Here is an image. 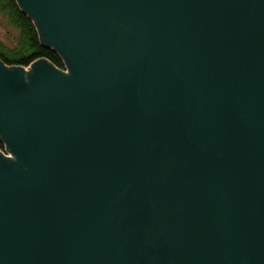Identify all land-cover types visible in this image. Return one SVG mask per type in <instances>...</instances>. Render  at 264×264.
I'll return each mask as SVG.
<instances>
[{
  "label": "water",
  "instance_id": "obj_1",
  "mask_svg": "<svg viewBox=\"0 0 264 264\" xmlns=\"http://www.w3.org/2000/svg\"><path fill=\"white\" fill-rule=\"evenodd\" d=\"M16 2L0 264H264V0Z\"/></svg>",
  "mask_w": 264,
  "mask_h": 264
},
{
  "label": "trees",
  "instance_id": "obj_2",
  "mask_svg": "<svg viewBox=\"0 0 264 264\" xmlns=\"http://www.w3.org/2000/svg\"><path fill=\"white\" fill-rule=\"evenodd\" d=\"M0 22L8 32H14L11 46L0 42V59L9 67L29 68L36 60L45 59L56 68L66 70L62 58L52 48L42 46L34 21L20 8L16 0H0ZM0 150L5 146L0 140Z\"/></svg>",
  "mask_w": 264,
  "mask_h": 264
},
{
  "label": "rangeland",
  "instance_id": "obj_3",
  "mask_svg": "<svg viewBox=\"0 0 264 264\" xmlns=\"http://www.w3.org/2000/svg\"><path fill=\"white\" fill-rule=\"evenodd\" d=\"M16 34L12 32H8L7 29L4 27L2 22H0V42H2L4 45L11 46L13 41V36Z\"/></svg>",
  "mask_w": 264,
  "mask_h": 264
}]
</instances>
